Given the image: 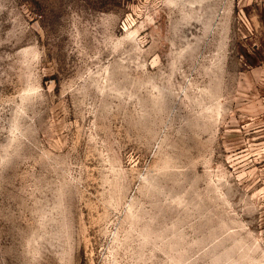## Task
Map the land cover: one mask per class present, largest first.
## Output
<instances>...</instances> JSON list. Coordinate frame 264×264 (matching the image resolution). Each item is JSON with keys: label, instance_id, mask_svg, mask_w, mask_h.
Instances as JSON below:
<instances>
[{"label": "rangeland", "instance_id": "obj_1", "mask_svg": "<svg viewBox=\"0 0 264 264\" xmlns=\"http://www.w3.org/2000/svg\"><path fill=\"white\" fill-rule=\"evenodd\" d=\"M0 264H264V0H0Z\"/></svg>", "mask_w": 264, "mask_h": 264}]
</instances>
